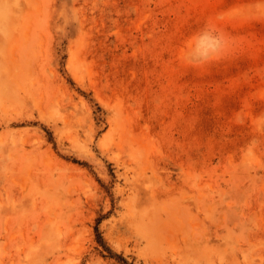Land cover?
Here are the masks:
<instances>
[{"label": "rangeland", "instance_id": "rangeland-1", "mask_svg": "<svg viewBox=\"0 0 264 264\" xmlns=\"http://www.w3.org/2000/svg\"><path fill=\"white\" fill-rule=\"evenodd\" d=\"M97 234L264 264V0H0V264H122Z\"/></svg>", "mask_w": 264, "mask_h": 264}, {"label": "clouds", "instance_id": "clouds-1", "mask_svg": "<svg viewBox=\"0 0 264 264\" xmlns=\"http://www.w3.org/2000/svg\"><path fill=\"white\" fill-rule=\"evenodd\" d=\"M225 44L224 34L216 27L206 25L197 39L195 53L186 54L185 59L193 65L207 63L222 54Z\"/></svg>", "mask_w": 264, "mask_h": 264}, {"label": "trees", "instance_id": "trees-1", "mask_svg": "<svg viewBox=\"0 0 264 264\" xmlns=\"http://www.w3.org/2000/svg\"><path fill=\"white\" fill-rule=\"evenodd\" d=\"M97 240L99 241V243H101L105 247V250L109 253L111 257H115L122 264H127L126 260L123 257L119 256L118 254L113 253L107 246L103 244L104 242L99 234H97Z\"/></svg>", "mask_w": 264, "mask_h": 264}]
</instances>
